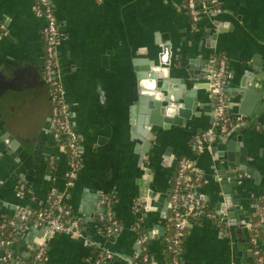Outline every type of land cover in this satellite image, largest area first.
I'll return each instance as SVG.
<instances>
[{
	"label": "crops",
	"instance_id": "0c3cea01",
	"mask_svg": "<svg viewBox=\"0 0 264 264\" xmlns=\"http://www.w3.org/2000/svg\"><path fill=\"white\" fill-rule=\"evenodd\" d=\"M50 1L59 26L63 98L80 140L81 167L68 188L69 162L49 128V95L44 96L46 91L37 90L28 81L34 71L42 76L44 54V20L35 12V0H0V23L7 33L0 32V72L14 79L24 68L28 81L23 87L2 86L5 96L0 101V131L4 123L12 137L5 144L0 132V226L8 219L16 232L18 241L13 250L22 260L18 264H30L32 250L41 246L46 249L44 264H87L100 248L113 256L107 264H137L144 252L133 230L139 219L145 223L150 264H166L169 193L178 158L195 161L205 182L199 195L219 218L214 211L221 193L219 183L212 178L213 153L208 148L197 153L192 142L212 127V101L208 89L197 90L196 113L183 127L173 126L159 134L156 147L142 157L138 131L130 123L139 83L156 82L165 95L179 93L181 98L192 87L189 82L185 90L180 84L168 83L162 69L154 71L160 77L153 80L145 62L158 65L157 55L167 45L171 46L172 62L197 57L208 60L211 55L222 54L232 74L226 93L229 114L236 123L248 107L251 112L256 109L255 96L260 95L264 104V73L260 70V66L264 68V0H219L221 13L204 16L197 24L190 19L185 0ZM214 22L222 23L226 32L212 41L205 32ZM175 72L171 67L168 78H181ZM139 74H144L142 80ZM245 78L250 80L249 90L240 86ZM250 118L257 116L252 113ZM17 136L26 140L24 148ZM239 139L247 152V164L263 175L264 123L246 128ZM167 148L172 150L165 154ZM145 168L153 171L148 177L155 200L166 199L161 212H146L141 201ZM241 175L245 176L241 182L231 187L235 196L232 209L239 214L233 218L236 223L230 234L222 233L213 221L193 223L183 239L182 264H255L247 235L250 228L239 222L250 226L254 198L264 196V179L238 173L235 181ZM52 189L66 195V204L79 219V237L58 234L44 239L47 232L42 230V234L29 238L25 230L28 222L17 223V212L36 208ZM108 195L116 199L111 212L121 229L118 235L104 238L96 220L105 212L100 200ZM135 202L140 204L137 210L133 209ZM221 221L227 223L226 218Z\"/></svg>",
	"mask_w": 264,
	"mask_h": 264
},
{
	"label": "built area",
	"instance_id": "2783aa9c",
	"mask_svg": "<svg viewBox=\"0 0 264 264\" xmlns=\"http://www.w3.org/2000/svg\"><path fill=\"white\" fill-rule=\"evenodd\" d=\"M185 1L193 24H197L204 16H216L222 11L219 0ZM35 12L44 20L41 32L44 52L41 72L44 84L48 89L51 108L49 128L53 133L56 143L62 140L66 141L65 145L58 146L63 149L67 159L69 157L70 168L66 173V179L67 187L70 188L81 167L80 140L74 130L68 107L63 98V88L59 73L60 61L58 58L59 26L50 0H35ZM0 32L3 35L7 34L6 28L2 23H0ZM231 78L232 74L229 72L226 58L224 56L211 55L205 65V81L208 84L210 99L212 101L213 124L210 129L201 133L195 139L194 148L197 153H201L209 148L213 141L228 134L235 125V121L229 114L226 93V86ZM244 177V175L239 176L237 182L240 183ZM204 185L205 182L200 176V171L195 161L186 157L178 158L173 184L169 193V214L173 233L170 248L176 252L170 264H182L179 237L190 225L195 222L213 220L226 224L214 215L208 204L200 197L199 188ZM19 191L23 193L24 187L21 186ZM259 199H261V204L256 203ZM45 201H49L56 208L54 216L44 213L42 211L43 202H39L34 209H22L20 211L21 218L31 219L36 217L33 223L36 226H47L50 238L58 234L79 237V219L74 216L71 208L66 204V195L52 189ZM254 203L253 214L258 216L255 226L261 232L262 239L253 237L250 239V243L252 245L253 256L257 259V264H264V196L255 197ZM100 204L105 207V212L99 214V218L103 220L104 217H108L111 220L110 227L107 228L108 237H111V234L117 231L118 221L111 212V203L107 197H102ZM139 205V203L135 202L133 209L137 210ZM71 215L73 219L68 222L60 218ZM147 240L148 236L137 239L138 244H140L144 252L147 251V247L144 245ZM85 243L88 244V242ZM36 250L31 256L30 264H44L46 256L45 247L41 246L36 248ZM112 257V254L108 250L100 248L92 254L87 264H107ZM143 261H148L147 255L143 256ZM20 262L22 260L15 254L12 244L10 242H1L0 264H18Z\"/></svg>",
	"mask_w": 264,
	"mask_h": 264
},
{
	"label": "water",
	"instance_id": "95a60500",
	"mask_svg": "<svg viewBox=\"0 0 264 264\" xmlns=\"http://www.w3.org/2000/svg\"><path fill=\"white\" fill-rule=\"evenodd\" d=\"M224 29L225 28L223 27L222 23L214 22L212 29L206 30L205 37L215 41L219 34L226 32ZM157 60L158 65H156L155 62L151 60H147L145 62L148 63L147 69L152 72V76L150 75V78H153L154 80L157 75L160 77V74L154 71L162 69L167 76L165 79L168 83L174 84L175 86H179L180 84V88L183 90L186 89V82L191 83L192 87L188 91L185 90V97L181 98L179 93H177V95H174V93L165 95L162 85L157 87L156 84H154L156 82L143 83V81H141V85L139 83L137 97L130 108V123L134 126V130L138 131L140 141L138 145V151L142 157L156 147V138L159 136V134L166 131H171V127L173 126L183 127L186 122L189 121L196 113L197 90L201 88L209 90L208 84L206 82H200L201 80L205 79L203 65H206L207 63V60H202V57H197L194 59L186 58L182 62H172L174 61V58L171 54V46L167 45L164 46L161 53L157 55ZM171 67H174V70L176 71L175 73L179 74L181 78L177 77V79L173 80L168 78ZM260 70L262 73H264V68H262V66H260ZM26 71L27 70H24V68H20L14 76L16 77L14 79H12V77L7 79V77L4 75V72H0V101L5 96L2 86L6 85L7 87H13V85L16 84L20 87H23V85H28V81H30L33 87H35L37 90H41L43 92L46 91L47 95L44 93V96L48 97V89L44 84L43 77L38 72L34 71L27 81L25 80ZM139 75L140 80H142L144 74ZM245 76L249 78L248 74ZM247 78L242 80L240 86H245L244 89L249 90L250 80ZM246 98L247 96L245 99ZM259 98L260 95L258 97L255 96L253 99L254 103H256L258 100L255 110L251 112L250 108L248 107L246 111L240 113L241 117L236 119L235 126L231 129V131L220 139L213 141L208 148V150L213 153V160L215 162V165H213L212 168V178L214 181L219 183L221 193V200L215 205L214 211L218 215L219 219H227L226 224L228 225L230 232L234 226L233 223H236V220L233 218L235 214H239V212H235L232 209L235 196L231 195V187L237 186V181H235L236 174H250L253 175L256 180H261V178L264 179V174L262 175L261 173H258L255 169L253 170L252 166L247 164V152L243 148L244 146L242 141L239 139L246 128H252L258 124L264 123V104L262 105V103H260L259 100H261V98ZM180 99L182 100L180 101ZM259 103L261 105H259ZM252 113L257 116L255 120H251L250 118ZM6 126L3 123V128H1L0 131L5 144H7V141L12 137L10 130H8ZM16 140L20 142V145L22 146L21 148H24V145L27 144L26 140L20 136H17ZM171 150V148H167L165 154L171 152ZM144 171L145 175L142 178V188L144 193L141 197V201L145 205V211L161 212L162 205L166 199L160 197L158 200H155L156 192L153 190L152 185H149L151 180L148 177L149 173H153V171L147 168H145ZM156 202L158 203V206L155 205ZM144 217H147V215ZM15 219L17 223L26 221L28 222L29 226L25 228L27 237L30 238L33 235L37 236V233H41L42 230H46L47 232L44 234V239L49 237V229L47 226L34 227L31 221L27 219H21L20 213L18 212L15 214ZM239 225L244 228H249V226H247L244 221H240ZM17 226L18 224L16 227Z\"/></svg>",
	"mask_w": 264,
	"mask_h": 264
},
{
	"label": "trees",
	"instance_id": "16d2710c",
	"mask_svg": "<svg viewBox=\"0 0 264 264\" xmlns=\"http://www.w3.org/2000/svg\"><path fill=\"white\" fill-rule=\"evenodd\" d=\"M55 13V12H54ZM215 56H223L222 54H215ZM193 144H195V140L192 141ZM58 145H65L66 144V141L65 140H62L60 142H57ZM68 160H69V157H68ZM172 184H173V180H172ZM172 187V186H171ZM109 197H107L109 200H110V203H111V206H113V204L115 203L116 199L114 198V196H111V195H108ZM257 204H261V199L257 200L256 201ZM139 209V207L137 208ZM55 210L56 208L52 205V203H50L49 201H44L43 202V207H42V211L44 213H49L51 214L52 216L55 215ZM61 220L63 221H71L73 219V216H69V217H60ZM31 220L34 222L36 220V217L34 218H31ZM100 226V235L103 236L104 238L108 237V234H107V228L110 227V224H111V220L108 219V217H104L103 220H101L98 216L97 220H96ZM248 221H249V230H248V239L250 241L251 238L253 237H257V238H261L262 239V235H261V232L258 230V228L255 226V224L257 223L258 221V216L256 214H252L249 218H248ZM213 222L217 225V227L220 228V231L224 234H230L229 233V228L226 224H223V223H218L217 221H214ZM167 228H168V234H167V237L165 239V246H164V258H165V261H166V264H170L171 263V260H172V257L176 254V252L170 248L172 242H171V238H172V222L170 221V215L168 217V221H167ZM120 229H121V225H120V222L118 221V224H117V231L114 233V234H111L112 236H116L119 234L120 232ZM133 230H135L136 234H137V238H142L144 236H147V233H146V229H145V223L143 220H136L135 223L133 224ZM187 232V229L182 233V235L179 237V240H180V247H179V250H180V254L182 255V243H183V239H184V236ZM18 241V237L16 235V232L13 228V226H11L8 222V219H6L4 221V226H0V242H10L13 246V244L17 243ZM148 244V240L144 243V245L146 246ZM6 248V247H5ZM93 250H97L96 247H92ZM176 249V248H175ZM37 250L36 249H33L32 250V255L36 252ZM144 255H147L148 257V261L147 262H144L143 261V256ZM254 260H255V264H257V259L254 257ZM137 264H150V255L148 253V251L142 253L140 255V258L137 262Z\"/></svg>",
	"mask_w": 264,
	"mask_h": 264
}]
</instances>
